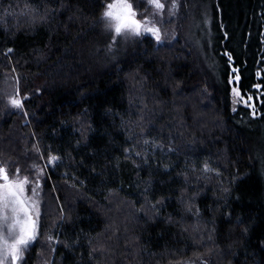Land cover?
Segmentation results:
<instances>
[{"label":"trees","instance_id":"16d2710c","mask_svg":"<svg viewBox=\"0 0 264 264\" xmlns=\"http://www.w3.org/2000/svg\"><path fill=\"white\" fill-rule=\"evenodd\" d=\"M175 1L165 38L97 59L109 0H0V166L34 180L46 163L20 264H264L258 116L231 111L224 55L263 113L264 0H207L201 56Z\"/></svg>","mask_w":264,"mask_h":264},{"label":"snow or ice","instance_id":"6c2138e0","mask_svg":"<svg viewBox=\"0 0 264 264\" xmlns=\"http://www.w3.org/2000/svg\"><path fill=\"white\" fill-rule=\"evenodd\" d=\"M149 3L157 9L164 8L160 0H149ZM172 7H176L175 0ZM102 16L106 18L105 27L114 33L113 41L122 33L139 36L145 32L150 33L157 41L161 40L160 28L149 22L148 17H144L143 21L137 19L129 0H109ZM11 103L20 106L22 101L13 98ZM48 159L53 162L58 157L53 155ZM205 167L207 168V165ZM27 183V177L23 180L19 177L10 178L7 169L0 166V264H5L8 260L11 264H17L30 242L36 238L37 189L33 187L32 196H26Z\"/></svg>","mask_w":264,"mask_h":264},{"label":"rangeland","instance_id":"374dc122","mask_svg":"<svg viewBox=\"0 0 264 264\" xmlns=\"http://www.w3.org/2000/svg\"><path fill=\"white\" fill-rule=\"evenodd\" d=\"M141 1L144 4L143 9H139V7H133L136 12V18L143 21L144 17H148L149 22L155 23L160 28L161 38H165V35L167 33V30H165L167 26L166 22H168L167 18L169 17V21L172 20L173 14L178 10V5L176 4V7L173 8L172 7L173 0L172 1L160 0V2L164 4V8L157 9L154 7V5L149 3V0H141ZM185 11L186 13L183 15L185 19V22L183 25V35L190 42V44L194 47L196 53H198V55L201 56L200 55L202 54L201 47L203 45L202 41L204 40V38L207 37L206 23H207V16H208L207 14L209 11L207 0H189V5L185 8ZM105 24L101 27L99 40H95L92 45L93 48H97L95 49V54H94V56L97 57V59H99L100 57H110L111 54H113L115 51L118 52V55L124 54L127 51V48H128L127 46L130 42V39L133 38L134 36V35H125L122 33L119 35L118 39L113 41L114 33L112 32L111 29L106 28ZM173 27H175L174 24H173ZM142 35L152 36L150 33H146V32L143 33ZM205 62H206V59H205ZM259 69L261 68L256 67L255 72H257ZM229 82L231 85L230 87L231 111H235L239 106H242L243 108L247 109V114L250 115L251 117L258 116L257 121H254V122L243 121V126L248 131L249 136L251 137L253 141L257 158L262 163L264 162V112L260 113L259 106L256 100L254 101V106H253L251 105L249 101L241 100L239 97H237V92L233 91L235 88L233 87L232 81H230V78H229ZM10 89H13V88H10ZM255 90L253 91V93L260 98L261 95L263 94L262 87L260 89H255ZM13 98L19 99L18 96H15V93L12 96H10L9 100L11 101ZM258 103L260 102L258 101ZM45 166H46V163L37 170L36 178L34 180H30L29 177L25 175H22V176L15 175L14 177H10V178L19 177V179L21 180L27 177L28 183L26 184L25 187H26V196L28 197L32 196L33 187L37 189L36 191V199L38 201V215L36 217L37 227H38V219H39V213H40V200H41L40 193H41V188H42V175L44 174ZM36 235H37V229H36ZM33 241L34 240L30 242L29 246L27 247L25 251L29 249ZM24 252H23L21 259L17 262V264H20L24 256ZM206 260H207L206 258L204 259L197 258V259H191L189 261H186L180 264H206L207 262ZM5 264H11V261L8 260L5 262Z\"/></svg>","mask_w":264,"mask_h":264},{"label":"water","instance_id":"95a60500","mask_svg":"<svg viewBox=\"0 0 264 264\" xmlns=\"http://www.w3.org/2000/svg\"><path fill=\"white\" fill-rule=\"evenodd\" d=\"M224 55L227 59V64L229 66V72L230 73H233V72L236 73V76L233 79V81H235V83L238 84L239 79H240V74L238 73L239 67L234 65V58L229 51L226 50L224 52ZM255 78H256V80H259L261 78V72L259 70L256 72ZM260 88H261V84H259V83L254 86V89H260ZM236 92H238V91L236 90ZM249 101L253 105V98L252 97H249Z\"/></svg>","mask_w":264,"mask_h":264},{"label":"flooded vegetation","instance_id":"af4514ba","mask_svg":"<svg viewBox=\"0 0 264 264\" xmlns=\"http://www.w3.org/2000/svg\"><path fill=\"white\" fill-rule=\"evenodd\" d=\"M237 66V65H236ZM238 73L240 74V72H239V70H238ZM228 76H229V78H230V81H232V85H233V87L238 91L237 93H239V95H237V97H239L241 100H247V101H249V97H252L253 98V106H254V101L255 100H259V97L258 96H256L254 93H253V91H251V90H245V91H242L241 90V88L239 87L240 86V80H241V76H240V79H239V82H238V84H236L235 83V81H233V79L235 78V76H236V73L235 72H233V73H228ZM256 84H258V82H255L253 85H252V87H251V89L252 90H255L254 89V86L256 85ZM256 91V90H255ZM250 102V101H249ZM252 105V104H251Z\"/></svg>","mask_w":264,"mask_h":264},{"label":"bare ground","instance_id":"6f19581e","mask_svg":"<svg viewBox=\"0 0 264 264\" xmlns=\"http://www.w3.org/2000/svg\"><path fill=\"white\" fill-rule=\"evenodd\" d=\"M236 66V65H235Z\"/></svg>","mask_w":264,"mask_h":264}]
</instances>
